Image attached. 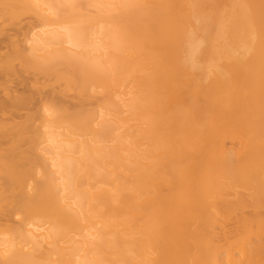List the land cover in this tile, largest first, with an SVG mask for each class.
<instances>
[{
  "label": "bare ground",
  "instance_id": "1",
  "mask_svg": "<svg viewBox=\"0 0 264 264\" xmlns=\"http://www.w3.org/2000/svg\"><path fill=\"white\" fill-rule=\"evenodd\" d=\"M21 71L0 264H264V0H0Z\"/></svg>",
  "mask_w": 264,
  "mask_h": 264
},
{
  "label": "rangeland",
  "instance_id": "2",
  "mask_svg": "<svg viewBox=\"0 0 264 264\" xmlns=\"http://www.w3.org/2000/svg\"><path fill=\"white\" fill-rule=\"evenodd\" d=\"M3 53H5L6 52V50H3L2 51ZM19 68V67H18ZM22 72L23 71H21L20 73H19V77H18V75L16 74V75H12V77L10 76V77H8L7 78V80H6V82L5 81H0V83H3L2 85L0 84V95L2 94V90H3V87H4V89H13V90H15V91H17V93H20L19 95H22V93H23V95H26V93L28 92V90L29 91H34L35 90V86H36V88L37 87H41V85H44V86H46V85H48V86H46L45 87V91H46V89H47V91L48 90H52V88H53V86H54V88L53 89H57V87H58V85L59 84H57V82H55V80L53 79V78H51V77H48L47 79H41V78H39V77H37L36 76V78H35V76L32 74V72H28V73H26V72H23V74H22ZM27 74V75H26ZM29 75V76H28ZM26 78H28L27 80H29V81H27L28 82V86H31V89H29V88H26L25 87V90H24V88H23V86L21 85V81L24 79H26ZM8 79H9V81H8ZM22 79V80H21ZM193 80V77H188V78H186L185 79V83H183L182 85H183V88H184V91H186V96L184 97V100L185 101H190V100H192V99H194L196 96H197V94H198V86H194V83L195 82H193L192 81ZM18 81H19V83H18ZM9 82V83H8ZM30 82V83H29ZM30 84V85H29ZM53 85V86H52ZM7 86V87H6ZM51 86H52V88H51ZM49 87V88H48ZM26 89H28L27 91H26ZM24 91V92H23ZM31 91V92H32ZM46 91V92H47ZM68 104H75V103H77V101L75 100H68ZM33 103V102H32ZM30 104V102H28L27 104H26V110H23L22 111V113L24 112V113H27L28 112V110H27V107L28 106H30L29 105ZM67 104V105H68ZM30 109V108H29ZM27 111V112H26ZM239 138L238 137H231V138H229L228 139V142H227V144H228V146H233V147H237V144H238V140ZM204 157V156H203ZM164 163H167V161H165ZM182 167H185V165H182ZM227 230H228V232H229V234H231L232 232H234V230H235V226H234V222H232V221H229L228 222V226H227ZM219 237H221L220 235H219ZM221 239H222V237H221ZM254 241H255V239H254ZM264 242V241H263Z\"/></svg>",
  "mask_w": 264,
  "mask_h": 264
}]
</instances>
